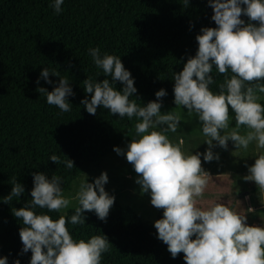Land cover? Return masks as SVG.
Listing matches in <instances>:
<instances>
[{
  "label": "trees",
  "instance_id": "1",
  "mask_svg": "<svg viewBox=\"0 0 264 264\" xmlns=\"http://www.w3.org/2000/svg\"><path fill=\"white\" fill-rule=\"evenodd\" d=\"M53 2L0 0V258L7 257V264L17 260L30 264L31 250L22 251L19 235L24 225L13 211L32 199L34 173L48 179L61 177L62 190L68 191L78 175L97 167L115 147L135 137L136 117L121 118L102 106L91 115L81 103L91 98L84 91L88 77L97 82L108 79L118 91L124 87L95 65L89 49L99 47L102 55L120 56L137 89L130 100L144 106L157 100L155 93L164 89L166 95L159 98L163 105L174 101V73L181 72L198 51L196 36L202 28L217 27L208 0H189L187 7L185 0H64L60 14L50 6ZM241 19L257 23L244 14ZM46 67L68 78L74 93L67 98L70 111L49 105L46 95L38 91L58 86L59 76L50 72L52 83L41 77ZM210 75L214 83L209 88L217 93L224 76L214 64ZM229 116L230 126L235 127L231 108ZM53 154L61 161L71 159L74 167L56 164L50 159ZM13 180L24 192L5 203ZM34 210L53 220L66 215L73 239L107 236L110 247L101 264H186L182 252L173 258L158 238L154 222L163 217V209L147 222L131 207L114 202L106 220L85 211L83 225L71 224L75 207L64 214Z\"/></svg>",
  "mask_w": 264,
  "mask_h": 264
},
{
  "label": "clouds",
  "instance_id": "2",
  "mask_svg": "<svg viewBox=\"0 0 264 264\" xmlns=\"http://www.w3.org/2000/svg\"><path fill=\"white\" fill-rule=\"evenodd\" d=\"M208 2L214 13L211 19L217 27L201 29V34L196 36V55L188 58L181 72L174 73V102L176 107L185 106L189 116L193 113L198 116L207 138L204 142L208 149L203 154L207 162L219 159L212 151L216 146L214 141L226 149L231 140L236 150H247L255 142V163L248 167V175L243 179L254 181L260 196L264 197V152L259 151L264 149V104L260 103L264 98V83L259 82L264 80V0ZM63 3L64 0H54L50 6L60 14ZM188 4L189 0H185V7ZM242 14L257 23H245ZM89 55L106 76L124 87L118 91L108 79L97 82L88 77L83 81L84 91L91 94V98H84L81 103L91 115L102 106L121 118L138 119L134 125L135 137L127 146L126 159L138 174L136 183L141 185V191L150 190L151 204L163 209V217L154 222V227L172 257L182 252L186 264H264V227L248 225L245 214H239L223 202L204 203L198 199L203 197L210 175L202 167L199 152L185 153L181 147L183 141L180 145L174 144L167 136L168 132H177L182 116L174 110L161 114L159 98L164 97L166 91L160 89L155 93L157 100L139 106L129 99L137 89L120 56L107 52L102 55L99 47L90 48ZM213 64L224 76L217 93L209 88L214 83L210 75ZM50 72L60 77L58 86L52 91L43 87L38 91L46 95L49 105L68 112L67 98L74 95L69 80L46 67L40 75L48 83H52L48 79ZM229 108L235 114V127L231 128ZM242 129H245L243 133ZM114 151L125 154L119 147ZM50 159L56 164L63 162L68 169L74 167L71 159L61 161L55 154ZM107 182L106 172L91 183L85 174L75 195L65 197L61 177L53 175L48 179L43 173L33 174L32 199L13 211L24 225L19 235L22 251L31 250L30 264H101L102 254L110 247L107 236L94 235L87 241L73 239L66 215L53 220L48 214H37L34 209L59 213L75 201L71 224H85V211H94L100 220H106L115 200L105 190ZM12 185L5 203L24 192V187L16 180ZM0 264H7V257L0 258ZM15 264H20L19 260Z\"/></svg>",
  "mask_w": 264,
  "mask_h": 264
},
{
  "label": "rangeland",
  "instance_id": "3",
  "mask_svg": "<svg viewBox=\"0 0 264 264\" xmlns=\"http://www.w3.org/2000/svg\"><path fill=\"white\" fill-rule=\"evenodd\" d=\"M262 100L264 101V98ZM172 110L180 112L182 120L179 122L180 126L177 132H168L167 136L174 144L180 145L183 141L181 147L185 153L196 154L199 152L202 167L210 175L203 197L198 199L204 203L223 202L239 214H245L248 225L264 227V197L260 196L259 189L254 181L243 179L244 176L248 175V167L255 163L256 157L254 155L257 154L255 142L250 144L247 150L242 148L236 150L231 140L228 141L226 149L220 147L214 141L213 143L216 146L212 148V151L214 154H218L219 159L207 162L203 156L208 149L207 143L204 142L207 138L202 133V124L198 116L195 113L189 116L187 108L185 106L176 107L174 101L161 105V114H166ZM229 127L231 128L230 124ZM128 144L123 142L119 145V148L124 151V155L117 154L114 151L102 158L97 167H90L78 175L72 182L70 190L63 192L65 197L75 195L79 189L80 179L85 174L88 182L91 183L102 172H106L108 182L104 187L109 195L115 197L114 202L131 207L144 221H154L160 209L151 204L150 190L142 192L141 185L136 183L138 174L135 172L133 165L126 159ZM259 151L264 152V149ZM75 206L76 202L73 201L67 209ZM113 208L114 204L109 212ZM249 208L254 211L248 212ZM67 209L61 210V213L64 214ZM193 237L195 238V236Z\"/></svg>",
  "mask_w": 264,
  "mask_h": 264
}]
</instances>
